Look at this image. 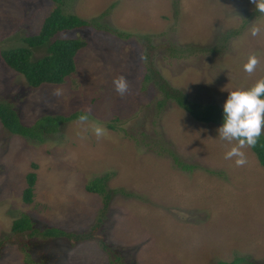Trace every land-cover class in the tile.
Masks as SVG:
<instances>
[{"label":"rangeland","instance_id":"rangeland-1","mask_svg":"<svg viewBox=\"0 0 264 264\" xmlns=\"http://www.w3.org/2000/svg\"><path fill=\"white\" fill-rule=\"evenodd\" d=\"M57 5L101 27L56 34L87 40L61 84L31 87L0 56V101L25 125L78 111L88 124L72 119L39 142L0 122V264H216L235 256L264 264V167L250 148L243 167L225 159L232 145L218 135L222 124L196 121L172 100L159 107L162 93L145 78L151 65L190 100L223 106L228 91L264 77V14L251 0H0V49L25 45ZM253 23L262 27L256 37ZM45 52L32 48L31 58ZM250 53L260 60L252 75L243 69ZM119 75L130 85L123 97L112 83ZM93 123L108 135L98 139ZM31 171L34 195L25 203ZM105 173L107 203L85 188ZM22 213L40 230L71 236L14 233Z\"/></svg>","mask_w":264,"mask_h":264},{"label":"trees","instance_id":"trees-1","mask_svg":"<svg viewBox=\"0 0 264 264\" xmlns=\"http://www.w3.org/2000/svg\"><path fill=\"white\" fill-rule=\"evenodd\" d=\"M53 1L58 4L61 0ZM87 26L101 27L97 24L96 18L89 19L72 13H64L59 5H57L44 18L38 33L22 38L23 42L26 43L25 45L1 48L0 56L9 68L22 74L31 87L36 88L42 84H61L65 81L67 76L75 71V56L81 48L87 45V40L83 38L63 39L56 37V34L62 30ZM103 27L115 34L127 36L125 32H119V30L111 29L107 26ZM236 32L237 30L226 33L224 39L229 38L230 35ZM140 38L142 42L146 41L145 43L148 49L153 48L147 34H140ZM42 46L45 48L46 52L42 56L32 59V48ZM169 51L174 57L179 55V50L175 47H172ZM145 78L146 80L153 79L162 93V98L157 101L159 107H162L168 100H172L196 121L202 123H223V106L202 104L190 100L183 91L172 88L151 65H148L146 69ZM81 114L84 113L78 111L69 115H42L32 124L25 125L21 122L15 108L5 101H0L1 124L12 134L35 139L39 142L44 141L46 135L57 133L62 123L76 119ZM108 126L112 129L115 128L111 123H109ZM250 149L256 155L260 165L264 167V135H261L257 145ZM174 160L177 162L176 157H174ZM180 165L182 168H189V166L184 163H180ZM32 167H36V164L33 163ZM109 178L110 173H105L91 180L86 184L85 188L89 192L101 194L104 198V202L107 203L110 196L106 187ZM26 182V187L22 191V200L25 203H30L34 195L36 172L31 171L27 173ZM11 230L14 233L27 232L30 236L38 234L44 238L71 236V234L64 229L55 226L46 227L42 230L34 227V222L26 213H22L18 218L13 220ZM244 260V257L235 256L231 261L220 260L216 262V264H239Z\"/></svg>","mask_w":264,"mask_h":264},{"label":"clouds","instance_id":"clouds-1","mask_svg":"<svg viewBox=\"0 0 264 264\" xmlns=\"http://www.w3.org/2000/svg\"><path fill=\"white\" fill-rule=\"evenodd\" d=\"M256 11L264 14V0H251ZM262 32V27L253 23L249 28L251 36L256 37ZM260 60L255 53H250L243 69L252 75ZM113 86L118 95L123 97L130 91V85L124 75L113 79ZM54 95H60V90H54ZM90 112V109L88 110ZM80 125L88 124V115L81 114L78 117ZM93 134L99 139L108 135L107 129L99 124L89 126ZM88 129L85 128V131ZM218 135L222 140L228 141L232 146L225 153V159L233 160L237 167H243L248 163L244 149L254 148L261 135H264V77L255 81L248 88H237L228 91V96L223 103V123L218 128ZM83 138V137H82ZM235 141V143H232Z\"/></svg>","mask_w":264,"mask_h":264}]
</instances>
